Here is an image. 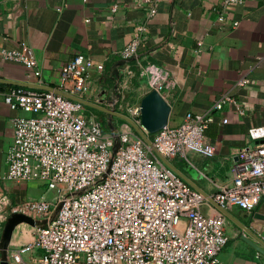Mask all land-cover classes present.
<instances>
[{
	"label": "built area",
	"instance_id": "2783aa9c",
	"mask_svg": "<svg viewBox=\"0 0 264 264\" xmlns=\"http://www.w3.org/2000/svg\"><path fill=\"white\" fill-rule=\"evenodd\" d=\"M224 1L233 6L245 0ZM154 14L151 10L149 16ZM135 53L130 45L122 57ZM0 55L22 64L42 84L29 48L1 50ZM94 67L91 57L78 54L64 67L56 91L14 87L0 92V102L24 113L13 122L5 179L44 188L38 198L17 205L0 201L9 214L36 222L33 238L13 253L14 264H227L219 257L229 241L225 216L204 213L202 207L211 203L166 166L128 123L119 131L118 145L87 106L63 95L98 104ZM141 74L149 91L162 94L169 88L163 66L148 62ZM229 102L222 98L213 109ZM128 116L143 129L140 107ZM213 119L210 112L189 113L179 126L150 135L153 147L169 162L190 154L213 158L216 147L206 135ZM237 156L232 185L212 198L223 209L252 213L264 203V142L247 144ZM34 249L41 255L30 260Z\"/></svg>",
	"mask_w": 264,
	"mask_h": 264
},
{
	"label": "crops",
	"instance_id": "0c3cea01",
	"mask_svg": "<svg viewBox=\"0 0 264 264\" xmlns=\"http://www.w3.org/2000/svg\"><path fill=\"white\" fill-rule=\"evenodd\" d=\"M151 10H155L152 17ZM130 45L136 53L124 59L122 52ZM23 46L34 53L42 84L22 64L0 55L1 93L14 87L35 89L33 85L55 89L64 67L83 54L94 61L97 105L124 115L140 107L149 91L141 65L163 66L170 81L162 93L171 106L168 126H179L189 113L210 112L214 117L206 135L216 155L190 154L170 162L209 197L232 185L231 167L238 160V149L264 142V0L233 6L224 0H0V51ZM242 80L247 83L240 85ZM225 97L231 102L214 110ZM89 109L88 114L99 120V114ZM101 113L120 131L123 120ZM23 114L0 102V201L7 205L42 195L41 184L5 179L13 122ZM209 202L202 207L204 213H222ZM227 211L229 216L222 214L229 241L220 259L227 264H264V253L243 240L247 234L239 225L264 240V203L252 213L237 207ZM11 216L0 207V248H6L7 264H14L13 253L33 238V227L19 224L5 243ZM40 255L34 249L28 259Z\"/></svg>",
	"mask_w": 264,
	"mask_h": 264
},
{
	"label": "water",
	"instance_id": "95a60500",
	"mask_svg": "<svg viewBox=\"0 0 264 264\" xmlns=\"http://www.w3.org/2000/svg\"><path fill=\"white\" fill-rule=\"evenodd\" d=\"M33 88L40 89V90H47V91H56L54 88L44 87V86H37L33 85ZM63 94V93H62ZM73 100L82 102L85 106L95 109L97 111H101L104 113H107L111 116L117 117L126 123H128L133 129L137 132V134L148 144L152 147L154 153L164 162L166 166H168L171 170H173L178 176H180L183 180H185L187 183H189L195 190L200 192L206 199L211 201L222 213H224L226 216H229V213L226 209L221 208L218 204L215 203L212 197H209L205 192H203L201 189L196 187L191 181H189L182 173H180L176 167H174L165 157H163L161 154H159L156 149L153 147V144L150 139V135H154L157 132L163 130L166 126L169 124V118L171 115V106L167 102V100L163 97V95L158 92L157 90H152L149 93H147L144 98L141 101L140 105V113H141V125L143 129H141L128 115H124L121 113H118L112 109H108L102 106H99L97 104L78 99L76 97L68 96L66 94H63ZM19 224H27L31 227H34L36 225V222L24 215L21 214H12L10 217L6 228L4 232V242L7 243L13 230L15 227ZM240 227L244 230V232L252 236L254 239L259 241V243L264 247V241L259 239L253 232L248 229V227L244 226L243 224H239ZM247 235H243V240H245L248 244L253 246L257 251L263 252L264 250L256 243H254L252 240L248 238ZM7 251L5 247H1V260L2 264H7L8 256Z\"/></svg>",
	"mask_w": 264,
	"mask_h": 264
},
{
	"label": "trees",
	"instance_id": "16d2710c",
	"mask_svg": "<svg viewBox=\"0 0 264 264\" xmlns=\"http://www.w3.org/2000/svg\"><path fill=\"white\" fill-rule=\"evenodd\" d=\"M89 110L99 114V117H100L99 121H100L104 131L109 132V133L113 134L114 137L118 138L119 131L115 129L114 121H113V123L112 122L110 123V122L105 120V114L98 112L94 109H89Z\"/></svg>",
	"mask_w": 264,
	"mask_h": 264
},
{
	"label": "rangeland",
	"instance_id": "374dc122",
	"mask_svg": "<svg viewBox=\"0 0 264 264\" xmlns=\"http://www.w3.org/2000/svg\"><path fill=\"white\" fill-rule=\"evenodd\" d=\"M149 92H150V91H148V93H149ZM130 97H131V95H130ZM124 125H125V122L121 121V122H120V126L123 127ZM150 138H151V136H150ZM116 142H117V144L119 145V138L116 139ZM43 190H44V188H42V191H43Z\"/></svg>",
	"mask_w": 264,
	"mask_h": 264
}]
</instances>
